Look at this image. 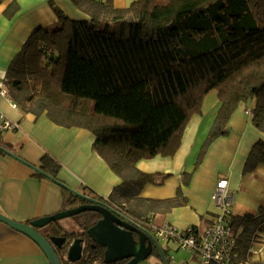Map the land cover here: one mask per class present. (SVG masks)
<instances>
[{
  "label": "trees",
  "instance_id": "1",
  "mask_svg": "<svg viewBox=\"0 0 264 264\" xmlns=\"http://www.w3.org/2000/svg\"><path fill=\"white\" fill-rule=\"evenodd\" d=\"M72 2L90 18L73 19L51 2L57 24L33 32L7 70L5 80L36 109L10 99L25 113L47 111L59 125L91 131L95 150L130 193L155 181L154 174L137 171V162L175 155L191 117L202 113L213 91L220 106L197 165L214 140L230 133L241 106L251 108L252 123L264 132V0H133L127 7L115 0ZM260 163L262 139L247 167ZM61 167L47 152L37 175L66 187L58 179ZM78 199L73 192L66 206ZM106 201L113 204V197ZM98 217L93 210L76 214L81 230L75 236L86 235ZM248 218L264 227L263 209ZM58 222L50 224L52 233L64 228ZM231 225L236 231L237 220ZM102 256V249L90 248L81 264Z\"/></svg>",
  "mask_w": 264,
  "mask_h": 264
},
{
  "label": "crops",
  "instance_id": "2",
  "mask_svg": "<svg viewBox=\"0 0 264 264\" xmlns=\"http://www.w3.org/2000/svg\"><path fill=\"white\" fill-rule=\"evenodd\" d=\"M132 1L115 0V5L127 7ZM51 2L73 19L90 18L72 0H5L0 4L1 77H5L33 32L57 24L59 17ZM0 105L21 126L19 130L0 133V212L9 218L29 223L70 208L66 203L72 190H76L98 195L104 201L112 196V205L120 209L123 206L131 219L149 231L146 224L161 226L167 222L181 230L189 226L204 230L218 211L212 200L215 186L218 180L227 178L233 193L232 220L237 219L234 233L241 257L251 254L254 259L264 260V227L255 226L246 243L241 241L248 216H258L264 210V164L247 167L254 144L264 140V132L246 112L250 107L241 106L232 115L230 133L214 140L197 165L220 106L217 94L209 93L203 101L202 113L191 117L175 155H157L137 162V171L154 174L155 181L147 182L138 193L132 194L123 185V178L95 150L96 137L91 131L59 125L47 111L39 116L25 113L8 98L2 99ZM47 152L62 164L58 179L66 187L50 177L37 175L34 167H41V159ZM75 223V232H80L76 219ZM58 225L71 229L61 221ZM254 250L259 253L254 254ZM163 251L166 254L165 248ZM198 259L185 261L198 264ZM0 264L50 263L29 236L0 221Z\"/></svg>",
  "mask_w": 264,
  "mask_h": 264
},
{
  "label": "built area",
  "instance_id": "3",
  "mask_svg": "<svg viewBox=\"0 0 264 264\" xmlns=\"http://www.w3.org/2000/svg\"><path fill=\"white\" fill-rule=\"evenodd\" d=\"M3 98L10 99L7 89L0 82V102ZM246 112L249 113L250 110L247 109ZM20 128V123L10 118L0 105V133ZM212 200L218 211L212 223L204 230L196 226L181 230L167 222L161 226L152 225L151 232L158 239H171L182 249L196 251L199 256L198 264H264V260L254 259L251 254H248L247 258L241 257L231 225L233 193L230 191L227 178L218 180L212 193ZM253 253L258 254L259 250H254ZM178 264H188V262L183 261Z\"/></svg>",
  "mask_w": 264,
  "mask_h": 264
},
{
  "label": "water",
  "instance_id": "4",
  "mask_svg": "<svg viewBox=\"0 0 264 264\" xmlns=\"http://www.w3.org/2000/svg\"><path fill=\"white\" fill-rule=\"evenodd\" d=\"M34 168L37 169L38 171H41L40 168L38 167H34ZM72 191L76 193L80 198H83L89 201V203L79 205L76 207H70V208L61 210L52 215L36 218L29 223L16 221L0 212V221L7 223L9 226L14 228L15 230L20 231L26 234L27 236H29L43 250L50 264H63L59 256V253L56 249V246L58 247L61 246L62 245L61 243L64 242L66 238L57 236V235H47L42 231L44 228H46L47 226H49L50 224L54 222H57L66 217L74 216L82 211L93 210L103 215V219L99 220L94 226L88 229V233L93 234L94 231H96L101 225H103L104 222H106V219H110L114 215L111 212L112 207L108 202L90 197L76 190H72ZM134 225L136 227L134 228V232L138 234V237L135 238V236H132V233H129L128 235H129V240L130 242H132V245L134 246L136 251L132 252L128 250L126 255H130L131 253H136L137 255L138 251L141 252L145 250L146 256H143L141 258L140 257L133 258V260H131L127 264L139 263L141 260H143L148 255H150L151 249L153 248L154 245L159 250V253L161 254L164 260V263L168 264L166 255L163 251V248L159 240L156 238V236L148 229L141 227L138 223L134 222ZM110 236L111 238L114 237V235H111V234ZM81 241L82 240L79 238L75 239L69 251V259H72L73 258L72 252L75 246V262L80 260L82 257L83 245ZM146 245H147V248H146Z\"/></svg>",
  "mask_w": 264,
  "mask_h": 264
},
{
  "label": "flooded vegetation",
  "instance_id": "5",
  "mask_svg": "<svg viewBox=\"0 0 264 264\" xmlns=\"http://www.w3.org/2000/svg\"><path fill=\"white\" fill-rule=\"evenodd\" d=\"M86 203H89V201L80 198L76 202H74L73 205H71L70 207H76ZM110 205L112 207L111 212L112 214H114L113 217H111L110 219H106V222H104L103 225H101L96 231H94L93 234L87 233L86 235L75 236V230L73 231L70 230L71 232L67 231L64 226H63L64 228L62 229L58 228V233H52V229L50 225L42 230L47 235H57L66 238V240L61 243L62 244L61 246L59 247L56 246V249L59 253V256L63 264H81V261L83 260V257L85 256L86 252L90 248L95 249L96 247H99L100 249L103 250V256L101 257L103 264H127L131 260H133V258H139V257L141 258L143 256H146L145 250L141 252L138 251L137 255L136 253H131L130 255H126L128 250L132 252L136 251L134 246L132 245V242H130L128 235L129 233H132V236H135V238L138 237V234L134 232V228H136L134 225L135 221L131 219L124 212V210L117 208L112 204ZM97 214H99V217L95 222V224L99 220L103 219V215L101 213L97 212ZM73 218H75V215L73 216ZM109 231L112 232L111 235H114L113 238H111ZM77 238L82 240L81 243L83 245V250H82L81 259L75 262V246L72 252V256H73L72 259H69V251L75 239ZM157 250H158L157 247L154 245L153 248L151 249V252L153 253ZM147 257H149V255Z\"/></svg>",
  "mask_w": 264,
  "mask_h": 264
},
{
  "label": "rangeland",
  "instance_id": "6",
  "mask_svg": "<svg viewBox=\"0 0 264 264\" xmlns=\"http://www.w3.org/2000/svg\"><path fill=\"white\" fill-rule=\"evenodd\" d=\"M5 77H6V75H5ZM5 77L0 76V82L7 89L9 97L12 99H13V97H15L14 99L18 101L20 106L24 105V106H29L30 109H36L35 105L32 102L28 101L26 97H22L14 89V87L9 82H7L5 80ZM213 92H214V94H217L216 91H213ZM59 221L67 224L71 228L69 230H75V224L76 223H75V219L73 218V216L63 218ZM146 222H147V220H146ZM156 223H157V221H155L154 224H156ZM256 224H257V222L255 220H252L249 218L245 221V231H244V235L242 236V239H241V241L243 243H246L247 239H249V237L252 235ZM146 225L150 230H152V227L150 225H148V224H146ZM233 232H235V230H233ZM234 235H235V233H234ZM159 242H160L161 246L163 248H165L166 259L169 260L168 264H178V263L183 262L185 260H192L194 262V260L196 261L199 257L198 253L196 251L182 249L179 246H177L176 242H174V241L172 242L170 240L168 241V239L161 238V239H159ZM138 264H165V263H164V260L161 256V254L159 253V250H157V251L153 252L149 257L141 260Z\"/></svg>",
  "mask_w": 264,
  "mask_h": 264
}]
</instances>
